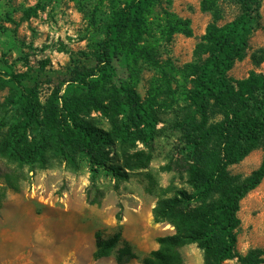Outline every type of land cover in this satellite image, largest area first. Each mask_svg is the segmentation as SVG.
Returning a JSON list of instances; mask_svg holds the SVG:
<instances>
[{
    "label": "trees",
    "instance_id": "16d2710c",
    "mask_svg": "<svg viewBox=\"0 0 264 264\" xmlns=\"http://www.w3.org/2000/svg\"><path fill=\"white\" fill-rule=\"evenodd\" d=\"M216 1L199 0L210 21L194 44L191 61L180 69L189 77V88L174 123L182 142L176 169L184 173L191 190L174 189L155 201L153 220L168 223L173 231L156 238L157 247L142 257L141 264H182L179 248L189 243L201 251L202 264H221L230 258L238 201L264 175V73L249 72L234 82L225 75L245 55L258 25V0H232L237 13L221 25L216 24L221 16ZM168 4L169 0H121L94 43L93 65H73L62 93L55 88L43 101L31 77L0 71V89L7 88L0 102V155L19 165L43 167L49 150L71 169L85 159L90 182L98 172L124 180L128 170L143 167L148 152L123 151L118 162L108 156L107 147L115 139L130 146L137 141L150 150L159 121L155 88L139 100L132 85L115 87L111 77L115 62L128 70L133 82L141 66L156 67L150 46L154 32L164 42L174 33L191 35L188 20L169 12ZM250 57L255 63L262 60ZM91 110L106 119L107 130L91 123ZM258 146L259 164L246 177L227 171L228 165ZM118 241L119 232L106 238L95 233L94 255H106ZM114 257L121 264L135 256L122 243ZM236 261L264 263V250L249 249L236 255Z\"/></svg>",
    "mask_w": 264,
    "mask_h": 264
},
{
    "label": "rangeland",
    "instance_id": "374dc122",
    "mask_svg": "<svg viewBox=\"0 0 264 264\" xmlns=\"http://www.w3.org/2000/svg\"><path fill=\"white\" fill-rule=\"evenodd\" d=\"M120 2L0 0V71L31 77L41 101L55 88L62 93L73 65H93L94 43ZM216 2L221 13L217 25L237 13L232 0ZM167 10L188 20L191 35L174 33L164 42L154 32L150 46L156 67L141 66L133 82L128 70L115 62L111 77L115 87L132 85L139 100L155 88L159 121L150 150L137 141L130 146L114 139L107 147L108 156L119 162L123 151L142 149L150 154L149 160L143 167L128 170L124 180L98 172L90 182L85 159L71 169L49 150L43 167L19 165L0 155V264H117L115 251L122 243L129 245L135 257L121 264H141L142 257L157 247L156 238L172 233L168 223L153 220L151 210L158 198L170 196L172 190H191L184 173L176 169L182 142L174 123L189 88V77L180 69L191 61L210 15L200 9L199 0H169ZM258 14L244 57L225 73L229 81L243 79L249 72L264 73V0H258ZM252 54L262 60L255 63ZM6 94V87L0 89V102ZM88 118L108 129L99 112L91 110ZM260 156L258 146L226 169L246 177L258 166ZM235 216L233 253L221 264H239L236 255L252 248L264 250V175L240 198ZM114 232H119V241L106 255L96 257L95 233L106 238ZM179 255L182 264H202V253L192 243L181 246Z\"/></svg>",
    "mask_w": 264,
    "mask_h": 264
}]
</instances>
